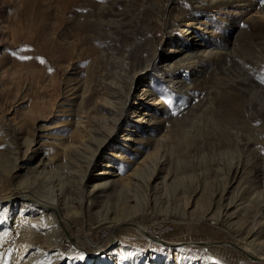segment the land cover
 <instances>
[{
	"label": "rangeland",
	"instance_id": "obj_1",
	"mask_svg": "<svg viewBox=\"0 0 264 264\" xmlns=\"http://www.w3.org/2000/svg\"><path fill=\"white\" fill-rule=\"evenodd\" d=\"M263 157L261 0H0V187L34 202L3 204L0 241L48 203L62 252L91 264H263L233 237ZM158 218L172 226L147 233ZM52 239L20 230L0 264H48Z\"/></svg>",
	"mask_w": 264,
	"mask_h": 264
},
{
	"label": "bare ground",
	"instance_id": "obj_2",
	"mask_svg": "<svg viewBox=\"0 0 264 264\" xmlns=\"http://www.w3.org/2000/svg\"><path fill=\"white\" fill-rule=\"evenodd\" d=\"M131 103H132V99L131 101H129L128 107H130ZM112 124L116 126L118 123L113 122ZM240 167L241 166L237 168L238 172L240 170ZM16 168L20 170V168H23V166H20V164H17ZM261 168L262 170L260 173L254 174L253 181L251 183L252 193H254L255 198L258 200V206L252 212V214L248 217L249 221L247 222L246 225H244L243 227L235 228V230L233 231V237H234L236 247L239 249H242L244 255H255L254 258L260 257L263 260V264H264V157H263V165H261ZM91 169H93L92 166H91ZM112 183H113V180H111L110 178H105L100 184H98L100 185V188L99 187L98 188L100 190L109 189ZM89 185H90V182H86L83 186L87 189L88 187H90ZM100 190H97V187L92 188L88 194V199L92 201L97 196ZM225 191H226V188L222 192L219 193V200H218L220 204L219 218H221V220L224 223L232 219V216L229 214V211L233 207L237 206L236 205L237 201L235 200L236 197L229 198L228 196H226L227 191L226 192ZM3 192L4 190L0 187V208L3 207V204L5 202H10L9 204L15 203L14 199L18 196H19L18 199L21 200L22 206L26 205L27 199L29 200V204L32 205V203H34L33 200L28 196L27 192H22V191L19 192L17 190L15 191L8 190L4 192L6 193L4 195H3ZM40 207L41 208H37L35 210L31 209V211L28 214L24 211V208H22L18 215L20 219L16 220L17 221L16 232L13 233V235H8L4 241L1 240L0 246L1 247L3 246L2 243H6V246H8L12 240L17 241L18 231L20 230L23 233L27 232L31 236L35 237L38 234V230L42 229V230H45L46 232H49V234H51V236L53 237L52 240L48 241V246L46 248L43 247L39 250L44 260L48 261V264H77L79 262V259L77 257L75 258L73 257L74 258L73 259L71 257L66 256V253L62 252V244H61L62 237L61 236H62L63 221L58 219V216L60 217L63 211V208H61L60 206H57V208H54V206L48 203H43L42 206ZM48 212H50L49 214H51L50 225L45 227L42 225V223H38L39 225H37V230H35V228H32L30 226H26L25 221L32 223L34 219L33 217H35L36 215L48 214ZM140 226L144 227L143 224H138V229ZM152 226L154 228L163 229V228L170 227L172 225L171 223L168 222V219L158 218V219L151 221L147 225H145V228H144L145 231L149 233L147 228H152ZM139 230H141V228ZM92 246L95 247L94 249L97 252L100 251V249H102V246H100L99 244H95ZM155 257L156 256L154 254H151L149 256V260L154 261ZM149 260L146 261L145 264L154 263V262L150 263ZM14 264H20V262H15ZM83 264H91V259H89V257L88 258L86 257ZM190 264H199V263L191 262Z\"/></svg>",
	"mask_w": 264,
	"mask_h": 264
},
{
	"label": "built area",
	"instance_id": "obj_3",
	"mask_svg": "<svg viewBox=\"0 0 264 264\" xmlns=\"http://www.w3.org/2000/svg\"><path fill=\"white\" fill-rule=\"evenodd\" d=\"M168 228L169 227L161 229V228H154L152 226V228H147V230L149 231V233L158 235V234L167 232L168 231Z\"/></svg>",
	"mask_w": 264,
	"mask_h": 264
},
{
	"label": "snow or ice",
	"instance_id": "obj_4",
	"mask_svg": "<svg viewBox=\"0 0 264 264\" xmlns=\"http://www.w3.org/2000/svg\"><path fill=\"white\" fill-rule=\"evenodd\" d=\"M262 3H264V0H261ZM78 259H80L81 261L85 260L86 257L84 256V254H81Z\"/></svg>",
	"mask_w": 264,
	"mask_h": 264
}]
</instances>
